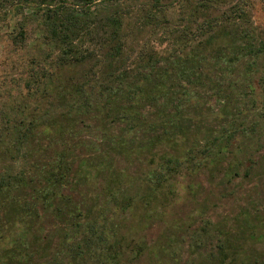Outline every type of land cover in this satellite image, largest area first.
I'll return each instance as SVG.
<instances>
[{
  "label": "rangeland",
  "instance_id": "obj_1",
  "mask_svg": "<svg viewBox=\"0 0 264 264\" xmlns=\"http://www.w3.org/2000/svg\"><path fill=\"white\" fill-rule=\"evenodd\" d=\"M117 1L127 11L122 30L129 59L141 47L166 52L173 38L188 49L199 42L198 27L207 18L214 21L204 36L221 18L227 30H252L256 43L262 29L256 60L264 71V0H169L149 21L141 18L149 0H106L88 11L103 12ZM13 2L0 0V174L25 171L11 192L27 201L36 198L34 186L45 188L42 175L56 160L67 176L49 184L46 201L38 199L32 216L1 206L0 264H264V86L259 70L251 73V88L228 84L242 78L251 54L228 69L209 57L204 71L187 81L192 100L182 106L177 124L166 137L141 145L162 131L154 123L161 97L140 98L136 107L145 123L125 126L102 104L106 93L98 86V63L91 69L87 60L58 64V46L42 41L39 13ZM242 37L238 31L216 37L208 53ZM89 40L84 41L101 58L103 48ZM154 83L149 79L144 85L148 96ZM60 90L67 97L71 92L69 102L81 107L63 104ZM110 96L119 102L118 93ZM30 121L35 125L22 142L20 132ZM219 133L227 138L222 146ZM173 155L179 164L168 168ZM150 168L164 178L146 184L142 178ZM74 205L80 211L71 212ZM76 220L97 229V222L102 224L105 240L77 245L94 233L75 229Z\"/></svg>",
  "mask_w": 264,
  "mask_h": 264
},
{
  "label": "trees",
  "instance_id": "obj_2",
  "mask_svg": "<svg viewBox=\"0 0 264 264\" xmlns=\"http://www.w3.org/2000/svg\"><path fill=\"white\" fill-rule=\"evenodd\" d=\"M30 1V2H29ZM106 0H26L15 1L16 3H21V7L26 9V11L37 14L39 13V24L41 25L42 41L50 43H55L60 52L57 57L58 64L62 60L72 58L79 61L87 60V67L90 69L98 63V86L102 91H105L104 101L102 104L107 105L112 112L125 122V126L132 127L134 124H144L146 118L140 114L137 109V103L140 98L148 97V99L154 98L157 93V96H160V112L157 114L159 117L154 121V123H159L161 125V132H157L155 135L149 136L142 140L141 145H148L157 140H160L162 137H166L163 134H169L172 124H177L179 116L181 114V108L184 106V103L192 100L189 96L190 91L188 88L187 81L190 82L191 78L198 77L206 67V63L211 57L212 64L218 66L221 62L229 65L236 59L243 55L251 54L249 60L246 61L243 76L241 79L234 78L232 81L228 82L231 88L234 89V86L243 85V87L252 86V77L251 73L259 70L258 78L260 84L264 86V71H262V66H258L256 56L259 55V51H262V29L259 32L258 43H256L253 38L255 37L252 30L246 27L234 26L230 30L226 29V26L223 25L219 20H217L215 31H210L205 36L203 34L205 29H208L213 26L214 20L207 18L204 25H200L198 28L199 33L202 35L198 40L199 42L192 44L188 49H181L180 46H176L175 40L171 42L170 46L167 48L166 52H157L151 50H144L142 47L135 58L129 59V57L124 53V35L122 30L123 18L127 11L123 10L124 6L119 4V1L114 2L113 5H109L105 8L103 12L91 13L88 10L90 8L102 6V2ZM108 1V0H107ZM116 1V0H115ZM169 0H149L150 4L144 13L141 15L142 20H151L160 10L159 5L163 2ZM97 4H101L97 6ZM36 5V7H34ZM106 5V4H105ZM241 10V11H240ZM240 15L245 13L244 9H240ZM172 31V29L170 28ZM231 31H238L243 37V41L239 43H233L230 48L228 47H215L213 48V53H208V47L212 43L213 39L216 37H223V35H230ZM173 32V31H172ZM24 33L22 27L18 29V34L21 36ZM203 33V34H202ZM184 35V34H180ZM231 38L228 43L231 42ZM85 38L90 39V42L99 43L103 49L100 54L101 58H97V53L95 47L87 46ZM51 46V45H50ZM226 48V49H224ZM224 69V71H225ZM263 74V75H262ZM154 80V85L152 86L151 91L153 90V96H148L149 93L144 92V85L147 80ZM167 80H170V85L167 84ZM241 82V83H240ZM221 90L224 89L222 82H218ZM119 94L118 101L113 99L110 95ZM60 99L63 104H66L67 107L76 109L81 107L80 103L69 102V99H72L70 95L67 97L63 94V91H58ZM116 100V101H115ZM196 100V99H195ZM154 103V102H152ZM166 107H171L169 110H165ZM34 121H30L27 124L26 129L20 132L19 138L23 142V138L27 135V132L31 131L34 127ZM12 126L16 127L17 130H20L18 123H13ZM222 134V135H221ZM225 133H219L218 137H221L224 142L221 146L227 143V138L224 137ZM221 140V141H222ZM133 141V139H131ZM121 143L129 144L127 142L121 141ZM168 168L175 167L179 164V159L177 156H168ZM167 163V162H166ZM107 169L110 170V173L113 174V169L110 166H107ZM67 172L65 168L60 165V161L56 160L52 166L47 168L44 171L42 177L46 182L45 188L42 186H34L33 198L31 200H25L24 197L19 194L11 192V187L13 183L18 184L23 181L26 177L25 171H16L7 172L6 174H0V209L2 207H7L8 212L16 208L20 216L29 215L32 216L37 210L36 204L38 199L41 198L42 203L46 201L47 190H49L50 185L53 182L61 181L65 179ZM160 177V178H158ZM151 178H158L154 180L161 181L164 178V172L153 170L150 168V171L147 173V176L143 177L142 180L148 184L150 181H153ZM19 179V181L17 180ZM115 176H112V181H114ZM22 183V182H21ZM117 184L116 190H120V187ZM111 194L115 195L116 191L111 190ZM74 205L69 210L71 212L80 211ZM58 211H61L59 205L56 208ZM104 210L100 211V216L104 215ZM75 223V229L79 227L82 228L84 232H89V235L93 232V238L91 240H77L81 245L83 242L85 245H91L90 241L101 242L105 240V237L102 236L100 228H103V225L98 223V229L95 227V224L90 222ZM91 232V233H90ZM88 240V241H87Z\"/></svg>",
  "mask_w": 264,
  "mask_h": 264
}]
</instances>
